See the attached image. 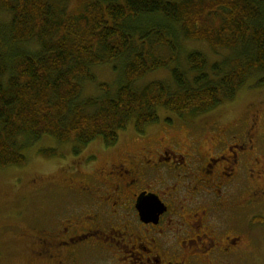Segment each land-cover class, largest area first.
I'll return each mask as SVG.
<instances>
[{"label": "trees", "instance_id": "1", "mask_svg": "<svg viewBox=\"0 0 264 264\" xmlns=\"http://www.w3.org/2000/svg\"><path fill=\"white\" fill-rule=\"evenodd\" d=\"M0 6L11 14L0 29L3 168L24 165V149L45 135L111 147L130 122L145 133L160 108L182 118L208 113L264 73V0H0ZM185 41L203 43L219 58L185 50ZM123 57L117 90L101 83L104 96L78 101L82 82L95 79L93 66ZM162 69L170 79L138 85Z\"/></svg>", "mask_w": 264, "mask_h": 264}, {"label": "flooded vegetation", "instance_id": "2", "mask_svg": "<svg viewBox=\"0 0 264 264\" xmlns=\"http://www.w3.org/2000/svg\"><path fill=\"white\" fill-rule=\"evenodd\" d=\"M217 126H210L212 148L206 152L195 136L145 143L152 131L147 130L134 134L144 142L138 149L122 150L119 142L79 155L77 180L67 189L76 200L66 207L69 214L60 212L28 235L35 263L96 264L93 259L108 249L139 264H188L195 257L200 264H235L237 199L250 180L264 174V151L258 154L252 128L238 134L228 126L220 134ZM151 196L166 207L157 222L142 219L137 207L140 198ZM250 196L251 210L264 206V190ZM195 246L201 256L190 254ZM2 257L0 250V263Z\"/></svg>", "mask_w": 264, "mask_h": 264}, {"label": "rangeland", "instance_id": "3", "mask_svg": "<svg viewBox=\"0 0 264 264\" xmlns=\"http://www.w3.org/2000/svg\"><path fill=\"white\" fill-rule=\"evenodd\" d=\"M10 20L11 14L0 6L1 32H5ZM147 20L148 18L144 17L138 22L145 23ZM192 48L208 54L211 61L219 58V55L214 54L203 43L184 42L183 49ZM161 52L168 53L165 48H162ZM224 53V50L220 51V54ZM124 63L125 57L111 63L93 66L92 71L95 73V79H86L82 82L83 90L78 101L91 96H104L101 83H106L112 90H117V82L121 81L120 76ZM261 77H264V73H255L239 90L234 99L205 114L182 118L165 108H160L159 121L147 127V130L152 131L145 143L155 145L158 139L163 136L186 142L195 136L198 139H194L200 144L201 150L206 152L212 148L207 140L213 131L210 126L215 122L218 124L217 129L220 134L227 132L226 127L228 126L236 128L238 134L244 133L246 127L252 128L255 131V143L253 144L258 148L257 151L260 154L259 149L264 151V82L261 84H256V82ZM158 78L170 79V71L162 69L151 72L138 82V85ZM135 133L137 131L133 122H130L126 129L120 131L119 142H123V145L120 146L122 150L138 149L144 143L140 138H135ZM102 145V141L97 139L91 142L88 147H81L73 142L60 143L54 137L45 135L24 149L27 158L24 165L5 168L0 166V250L3 252L0 264H36L31 253L33 241L28 236L29 233L38 227L49 225L50 220L58 219L60 212L69 214L66 207L76 200L67 189L73 181L77 180V173L74 172L75 166L79 168L80 165L77 158L90 151L97 152L102 148ZM43 149H56V153L49 156L42 152ZM262 162L264 164V156H262ZM171 184L173 182L169 183V185ZM260 189L264 190V174L250 180L237 199L241 206L238 209L240 219L237 221L235 230L233 229V236H240L237 239L235 264H264V223L256 219L257 216L264 217V206H258L251 210L246 204L251 197V192ZM102 252L103 256L94 258L93 262L96 264H108L109 261H112V264H121L122 262L139 264V260L135 262L132 255H128L124 251V254L128 256L124 257L120 252L118 259V253L112 254L108 249ZM192 253L201 256L196 246L190 248V254ZM188 264H200L199 257H195Z\"/></svg>", "mask_w": 264, "mask_h": 264}, {"label": "water", "instance_id": "4", "mask_svg": "<svg viewBox=\"0 0 264 264\" xmlns=\"http://www.w3.org/2000/svg\"><path fill=\"white\" fill-rule=\"evenodd\" d=\"M137 207L142 219L145 221L153 219L155 222H157L158 215L166 209L157 196L140 198Z\"/></svg>", "mask_w": 264, "mask_h": 264}]
</instances>
